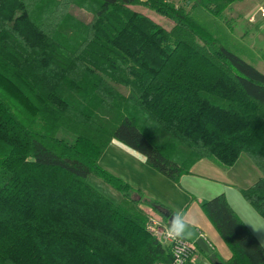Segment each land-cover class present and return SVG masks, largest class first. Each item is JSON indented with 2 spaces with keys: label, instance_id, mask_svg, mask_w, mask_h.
<instances>
[{
  "label": "trees",
  "instance_id": "1",
  "mask_svg": "<svg viewBox=\"0 0 264 264\" xmlns=\"http://www.w3.org/2000/svg\"><path fill=\"white\" fill-rule=\"evenodd\" d=\"M178 1L222 19L241 0ZM112 139L174 182L202 159L231 167L246 154L260 176L241 192L264 217V73L189 11L173 0H0V264H171L145 207L173 212L100 165ZM201 206L228 245L221 263L264 264L223 193Z\"/></svg>",
  "mask_w": 264,
  "mask_h": 264
},
{
  "label": "rangeland",
  "instance_id": "2",
  "mask_svg": "<svg viewBox=\"0 0 264 264\" xmlns=\"http://www.w3.org/2000/svg\"><path fill=\"white\" fill-rule=\"evenodd\" d=\"M173 1L176 5L184 7L186 11H189L196 19L206 25L228 48L264 73V18L257 21L254 20V23L249 20L254 10L259 6H264V0L234 2L230 8L224 11L222 19L212 17L203 9H193L183 1ZM77 11L79 10L76 8L72 10L73 13L79 15L82 19H88V14ZM153 17L167 26L165 23L167 21L164 17L158 14L153 15ZM122 91L125 92L123 89ZM160 139L158 136L157 140ZM111 141L99 159L100 164L105 165L124 180L132 181V185L135 188H140L147 197L161 202L173 213L176 212L178 216L185 214L189 225H191L193 220L198 223L215 243L216 252L222 255L225 249L229 250L228 245L205 215L201 206L210 197L225 191L228 176L222 169L216 170L212 165L207 164V161H200L192 166L191 173L181 175L178 181L174 182L157 173V171L140 160L137 155L125 150L121 145L111 144ZM242 163L243 161H240L238 167L236 166L234 170L235 175L241 179L235 180L239 186H243L239 188L240 191L247 189L255 182V179L252 178V172L245 171V168L241 165ZM248 179L253 182L244 188V182ZM88 182L114 203L120 202L121 193L97 176L91 174L88 177ZM145 210L148 218L152 216L162 220L166 225L169 224V219L164 218L159 212L148 207H145ZM243 214L248 219L250 228L255 229L256 233L257 231H264V228H262L264 226L262 225L264 224L262 223L264 222L262 218L264 217L261 218L255 212L254 214L250 213V216L246 213V210L243 211ZM197 251L198 248L189 257V260ZM215 260H217L216 262H224L221 259L215 258ZM204 262L202 264H214L211 258L204 260Z\"/></svg>",
  "mask_w": 264,
  "mask_h": 264
},
{
  "label": "crops",
  "instance_id": "3",
  "mask_svg": "<svg viewBox=\"0 0 264 264\" xmlns=\"http://www.w3.org/2000/svg\"><path fill=\"white\" fill-rule=\"evenodd\" d=\"M262 18H264V17H258L255 21L262 19ZM251 22L254 23V21H251ZM111 144L121 145L125 150L130 151L131 153L137 155L140 158V160H142L145 163V159L142 155H140L139 153L129 149L127 146L120 143L119 141L113 139L111 141ZM200 161H207L206 163L209 165H212L216 170L222 169L225 172V174L228 176V179L226 180L225 191H222L221 193H223L226 196V199H227L229 205L232 207V209L235 211V213L238 215V217L243 221V223L247 226V228L250 230V232L259 240V242L262 244V246H264V231H261L262 233L260 231H257V233H256L255 229L253 230L252 228H250V225L248 224V219L243 214V211L246 210V213H248L250 216H251L250 213L254 214V212L258 215V213L254 210V208L244 199V197H243V195L239 189V188H242L243 186L241 187L235 182V180L239 179V178L234 173L235 172L234 170L236 169L235 167L236 166L238 167V165H239L238 163H240V161L241 162L243 161V163L241 165H243V167L245 168V171H248V172L251 171L252 172V175H253L252 178L255 180L260 176L259 170L254 166V164H252L251 160L249 159V157L246 154H241L238 161L231 167H223L211 159H202ZM200 161H198V162H200ZM100 165L102 167H104L105 169H107L108 171L113 172L108 167H106L105 165H102V164H100ZM239 180H241V179H239ZM125 181H127L132 187H134L132 185V181L126 180V179H125ZM252 182H253L252 180L248 179L246 182H244V186H245L244 188L248 187ZM137 189H140V188L137 187ZM221 193H219V194H221ZM217 195H218V193H217ZM262 219H264V218H262ZM262 223H264V222H262ZM262 225H264V224H262ZM191 226L193 228H195L200 233V235L206 240V242L209 244L210 248L212 249V252L209 255H205L198 248V251L191 257L190 260L187 261L186 264H202V263H205L204 260L210 259V257H209L210 255H212V257H215L216 259H221L222 261H226L229 258L230 251L228 249H225L223 251L224 253H222V255L220 253L216 252L215 243L212 241V239L209 237V235L205 231L202 230V228L200 227V225L198 223H196L193 220L191 222ZM262 228H264V226H262Z\"/></svg>",
  "mask_w": 264,
  "mask_h": 264
},
{
  "label": "built area",
  "instance_id": "4",
  "mask_svg": "<svg viewBox=\"0 0 264 264\" xmlns=\"http://www.w3.org/2000/svg\"><path fill=\"white\" fill-rule=\"evenodd\" d=\"M258 17H264V6H259L251 14L249 20L254 21ZM169 224H164L162 220L149 216L148 229L156 236L161 244L167 247L172 256L171 264H186L189 257L197 250L195 243L186 240L184 237L173 240L167 236Z\"/></svg>",
  "mask_w": 264,
  "mask_h": 264
},
{
  "label": "clouds",
  "instance_id": "5",
  "mask_svg": "<svg viewBox=\"0 0 264 264\" xmlns=\"http://www.w3.org/2000/svg\"><path fill=\"white\" fill-rule=\"evenodd\" d=\"M189 227V221L186 219L185 214L178 216L175 213L172 214L169 227L167 229V236L173 240L182 239L185 235V230Z\"/></svg>",
  "mask_w": 264,
  "mask_h": 264
},
{
  "label": "water",
  "instance_id": "6",
  "mask_svg": "<svg viewBox=\"0 0 264 264\" xmlns=\"http://www.w3.org/2000/svg\"><path fill=\"white\" fill-rule=\"evenodd\" d=\"M171 218V217H170ZM169 218V221H170ZM184 238L188 241L195 243L196 247L199 248L205 255H209L212 252L209 244L206 240L200 235V233L193 228L191 225L185 230ZM215 264H223L221 262H215Z\"/></svg>",
  "mask_w": 264,
  "mask_h": 264
}]
</instances>
